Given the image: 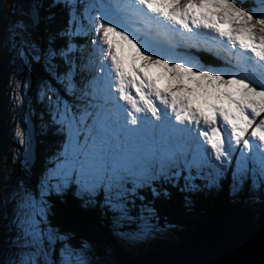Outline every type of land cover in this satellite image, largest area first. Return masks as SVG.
<instances>
[{
	"label": "snow or ice",
	"instance_id": "6c2138e0",
	"mask_svg": "<svg viewBox=\"0 0 264 264\" xmlns=\"http://www.w3.org/2000/svg\"><path fill=\"white\" fill-rule=\"evenodd\" d=\"M53 6L66 14L62 25L41 30L32 3L0 34V54L21 77L18 103L37 84L43 123L59 138L37 182L16 183L0 204V264H118L109 238L53 223L69 192L123 240L172 227L151 223L160 220L154 200L169 187L219 188L230 175L233 192L249 183L264 196V0ZM16 136L29 146L23 120ZM134 219L139 232L119 231Z\"/></svg>",
	"mask_w": 264,
	"mask_h": 264
},
{
	"label": "rangeland",
	"instance_id": "374dc122",
	"mask_svg": "<svg viewBox=\"0 0 264 264\" xmlns=\"http://www.w3.org/2000/svg\"><path fill=\"white\" fill-rule=\"evenodd\" d=\"M42 1L43 0H0V34H2L4 29L17 18V15L21 11V6H24L26 8L32 3H36L38 5L40 4L39 6L42 8V13H40L41 21L44 22L45 26H48L47 18L50 16L51 10L55 7L53 6L54 0H48L47 2L49 5L46 7L44 6L45 3L43 4ZM13 4H16L17 8L14 9ZM202 53L203 51H194L193 55H195L197 59L201 61L199 56ZM36 70H33L31 73H29L30 80L38 81V79L34 78V72ZM152 71L156 72L157 70L153 69ZM0 76L2 88L0 94V132L5 135L3 142L0 141V204H3L5 198L9 196L16 183L22 181H27L32 184L34 183L33 178L35 176L32 173L33 166H31L30 162L27 161L28 157L26 154V152L30 148V141L32 137L29 134V146L26 147L25 145L18 142V138L16 136V128L17 125L20 124L21 120H23L24 124H27L29 112H31L33 115L39 114L41 116L44 107L41 106V99L37 92V84H33L29 90H26L23 93L26 101L29 100L28 108L30 111L28 112L26 110L25 105L22 106L20 103H18L17 97L21 95V77L17 74V71L13 67V64L11 63L9 57L3 54H0ZM43 128L45 129V131L42 133V135L48 134V132L51 130L50 128L45 127L44 124ZM36 135L38 136L37 131ZM54 150H56V148H54ZM49 156L50 155L46 157L44 165L42 166V171L49 159ZM38 178H35V180H38ZM230 184L231 177L229 175L227 179L221 182L219 188L205 189V191L203 192L206 194H217L219 193V191L225 188L226 194L229 195L230 199L233 200L234 203L235 201H237L238 204L242 205L244 207V210L247 211L249 210V208H251L249 211L251 213L250 215L255 216L254 220L252 221H263L264 219L259 221L255 219L257 218L256 213L259 210L261 211L264 209V196H262L260 189H252L250 188L249 183H245L240 191L233 192L230 188ZM244 193H247V196L244 197ZM241 214L242 212H239L237 215ZM243 215L247 218L245 214ZM142 228V221L139 219H134L131 221L122 222L119 231L122 233L133 234L139 232ZM173 230L174 229L170 228L164 232L154 231L138 240H123L117 236L113 237L118 243H121L120 246H123V248L121 246L122 249L125 248V252L135 254L136 256L141 250L145 252L152 250L154 248V245L162 241H168L170 244H174L175 233L173 232ZM2 239L3 236L1 235L0 240ZM114 258L117 260L115 254Z\"/></svg>",
	"mask_w": 264,
	"mask_h": 264
},
{
	"label": "trees",
	"instance_id": "16d2710c",
	"mask_svg": "<svg viewBox=\"0 0 264 264\" xmlns=\"http://www.w3.org/2000/svg\"><path fill=\"white\" fill-rule=\"evenodd\" d=\"M48 0H43L42 3L44 6H48ZM40 5V4H39ZM42 8L40 7V13ZM49 17H52V20H48V26H58L62 25L66 20V14L64 10L60 6H55L54 9L51 10V14ZM41 30H43L46 26L44 22H41ZM202 63H205L210 66H219L220 62L214 59L210 54L205 53L201 55L200 58ZM34 78L39 79V70L37 69L34 72ZM1 76H0V94H1ZM1 98V95H0ZM41 106L44 107L41 102ZM44 111L39 114L34 115L33 119L35 122V129L38 133L37 137V147L36 152L37 159L35 160L32 168V173L34 174L33 184L37 182L35 178L40 176L42 173V166L46 160V157L53 153L54 148L57 147L58 144V136L55 134L54 130H50L48 134L42 135L45 131L43 128V120ZM1 133L0 141L3 142L5 138L4 134ZM50 133V135H49ZM2 151V150H1ZM226 186V185H225ZM228 186V184H227ZM205 191V190H203ZM203 191L199 192H185L182 193L178 189L168 188L169 196L161 197L154 200V204L159 212L160 220L159 222L153 220L151 223H158V226L162 228L167 222V224L171 225V229H174V244H170L168 241H162L156 245L155 247H168L174 246L178 243H183L195 230V228L199 225L201 220L205 218H213V219H222L225 222L234 219V217L240 212L245 214L249 221L254 220V215H250L249 210H244L242 205H239L237 201L235 203L230 199L229 195L226 194L225 188H223L219 193L214 194H206ZM146 196V199L153 200L151 192L148 191L143 193ZM244 197L247 196V193L243 194ZM185 197H187L192 203L190 206H185ZM136 213H133L135 215ZM255 219L263 220L264 219V209L259 210L256 213ZM52 220L55 224L65 226V227H73L78 231L83 232L87 235H97L102 234L105 237L109 238L112 241L114 254L117 257L118 264H122L123 257H132L135 254L127 253L124 251L123 246L121 248L120 244L116 241L111 233L112 225L110 221L106 217H101L97 210H93L90 208H84L80 206V203L72 196L71 192L65 195L62 202L57 201L55 204V216L52 217ZM2 233H0L1 238ZM122 242V241H120ZM145 251H140L139 255L144 254Z\"/></svg>",
	"mask_w": 264,
	"mask_h": 264
},
{
	"label": "water",
	"instance_id": "95a60500",
	"mask_svg": "<svg viewBox=\"0 0 264 264\" xmlns=\"http://www.w3.org/2000/svg\"><path fill=\"white\" fill-rule=\"evenodd\" d=\"M27 125L32 138L26 154L33 165L37 140L31 113ZM262 255L264 220L248 223L241 214L227 222L205 218L183 243L159 247L134 259L123 257L122 264H261Z\"/></svg>",
	"mask_w": 264,
	"mask_h": 264
},
{
	"label": "bare ground",
	"instance_id": "6f19581e",
	"mask_svg": "<svg viewBox=\"0 0 264 264\" xmlns=\"http://www.w3.org/2000/svg\"><path fill=\"white\" fill-rule=\"evenodd\" d=\"M31 116L33 117L34 115L33 114H31ZM36 140H37V137H36ZM38 146V145H37ZM38 152V151H37ZM38 155V154H37ZM28 162H29V160H27ZM248 219V218H247ZM247 222L248 223H256L255 221H249V220H247ZM178 244H180V243H178ZM160 246H158V247H155V248H153L152 250H156V249H158ZM168 247H170V246H168ZM152 250H150V252L152 251ZM147 252H149V251H146V252H144V254H146ZM139 256V254H137L136 256L135 255H133L132 257H127V258H132V259H134V258H136V257H138Z\"/></svg>",
	"mask_w": 264,
	"mask_h": 264
}]
</instances>
